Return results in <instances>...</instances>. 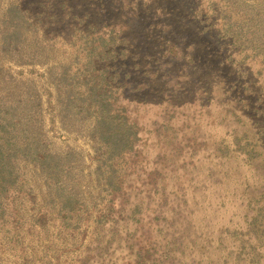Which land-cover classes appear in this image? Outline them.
Wrapping results in <instances>:
<instances>
[{"label": "trees", "instance_id": "1", "mask_svg": "<svg viewBox=\"0 0 264 264\" xmlns=\"http://www.w3.org/2000/svg\"><path fill=\"white\" fill-rule=\"evenodd\" d=\"M120 2L0 0V264L7 250L16 264H264V192L246 193L260 185L238 194L244 225L222 226L215 239L211 220L195 221L187 189L160 187L158 172L131 182L143 127L120 102L131 99L133 64L148 74L138 63L151 57L172 68L191 57L183 67L194 78L200 43L209 57L252 54L264 64V0H209V14L188 8L191 0H164L159 9L174 22L147 37V11ZM56 40L83 48L63 62ZM5 61L41 68L45 100L34 77ZM139 96L132 100L145 103ZM48 120L90 151L52 149Z\"/></svg>", "mask_w": 264, "mask_h": 264}, {"label": "rangeland", "instance_id": "2", "mask_svg": "<svg viewBox=\"0 0 264 264\" xmlns=\"http://www.w3.org/2000/svg\"><path fill=\"white\" fill-rule=\"evenodd\" d=\"M135 1L148 13L149 22L144 30L146 37L157 25L165 30L166 25L173 24L174 21L167 20L159 9L163 7L164 0H154L156 9L149 6L151 0ZM132 3V0L120 2L122 7L133 6ZM196 5L209 14V0H191L187 7ZM116 8L115 17L124 24ZM51 43L54 44L52 52L55 57L63 62L76 54L77 47L83 48L78 44L73 49L66 41ZM205 47L207 49L200 43L203 55L195 57L199 70L204 71L197 72L198 68L195 70L192 63L189 64L196 73L190 80L185 73L188 69L183 65L190 63L191 57H184V62L177 61L176 68L167 61L160 63L161 57H151L145 64L140 61L138 64L147 69L148 74L133 64L130 69L132 90H128L131 99L120 102L128 107L132 119L143 127L138 144L140 152L135 156L140 167L131 168V182L136 181L135 173L141 176L142 181L148 182L147 176L151 172V176H155L158 172L156 181L160 187L187 189V203L194 209L195 221L196 218L197 223L211 220V229L217 239L220 227L232 229L235 225H244L246 205L238 194L246 184L249 187L260 185L253 194V187L250 190L245 188L246 193L255 199H261L264 192V64L262 57H252V54L227 57L228 52L226 57H209ZM173 48L177 56L183 53L178 45ZM181 48L189 50L187 46L182 45ZM5 66H10L15 73L23 71L27 77H34L45 100L46 84L38 74L42 72L41 68L20 67L8 61H5ZM154 72H158L155 75L158 86L150 76ZM135 73L138 77L134 76ZM150 85L156 87L147 89ZM139 95L145 98V103L132 100ZM161 131L166 132L163 135L166 139L160 136ZM260 133H263L261 138ZM48 134L54 150L90 151L88 141L81 135L65 133L59 124L52 125L49 120ZM134 187L138 189L140 184L135 182ZM194 203L202 207L197 210ZM1 256L4 264H16L15 257L8 250ZM211 258L213 262L216 260V256ZM186 262L192 264L191 258Z\"/></svg>", "mask_w": 264, "mask_h": 264}]
</instances>
